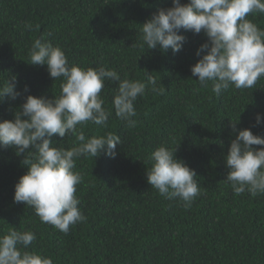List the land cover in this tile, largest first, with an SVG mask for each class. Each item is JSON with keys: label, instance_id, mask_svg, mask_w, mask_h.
<instances>
[{"label": "trees", "instance_id": "1", "mask_svg": "<svg viewBox=\"0 0 264 264\" xmlns=\"http://www.w3.org/2000/svg\"><path fill=\"white\" fill-rule=\"evenodd\" d=\"M171 6V0H0V83L14 76L22 93L0 103V120L14 119L23 96L60 94L61 80L50 78L46 65L28 63L33 42L41 38L61 47L70 65L103 66L141 82L151 75L161 89L137 98L136 124L130 127L112 106L117 82L105 81L100 95L112 113L107 125L88 122L78 131L86 139L112 133L122 144L114 159L101 154L76 160L74 170L83 180L75 195L86 219L67 234L14 202L15 184L27 167L23 155L0 148V235L13 228L34 232L37 239L27 250L51 257L53 264H264V194L235 195L224 181L225 156L236 135L231 121L239 119L238 130L264 136V77L253 88L230 87L220 95L212 92V82L201 86L190 69L207 42L203 32L181 29L178 34L187 39L176 53L141 47V25ZM247 19L264 29V13ZM51 139L65 149L80 143L75 136ZM161 145L177 148L176 158L196 173L200 195L189 208L147 183L149 157Z\"/></svg>", "mask_w": 264, "mask_h": 264}, {"label": "clouds", "instance_id": "2", "mask_svg": "<svg viewBox=\"0 0 264 264\" xmlns=\"http://www.w3.org/2000/svg\"><path fill=\"white\" fill-rule=\"evenodd\" d=\"M172 6L160 8L141 25V47L158 49L162 54L182 50L186 36L181 29L194 34L201 32L207 42L196 51L198 61L191 66L192 76L203 87L212 82V92L220 95L230 87L253 88L264 77V29L247 19L250 13H264V0H171ZM27 30L31 24H25ZM203 53V55H202ZM29 64L47 66L50 78L61 80L60 94L49 99L43 96H23V103L14 119L0 120V148H13L23 155L27 172L15 184L13 200L35 210L42 223L67 234L70 226L86 217L80 211L76 186L83 176L75 171L76 160L82 156L101 154L115 158L118 135L85 137L78 126L91 122L106 126L112 114L103 107L101 91L106 80L117 82L112 100L115 116L134 127V104L146 90L159 93L157 80L148 75L146 82L121 79L114 69H84L68 62L63 49L49 40L36 39L29 50ZM17 80L8 77L0 83V103L6 98L22 97ZM25 85L23 92H28ZM256 124L262 123L261 114ZM239 121V119H238ZM231 121L235 138L231 140L225 164L228 173L224 181L235 195L246 191L253 197L264 194V136L248 129H237ZM75 136L80 142L70 149L54 146L52 137ZM176 150L164 145L149 157L151 167L146 171L147 183L167 199H179L185 208L191 207L200 195L196 173L184 161L176 158ZM31 158H25V153ZM37 239L32 231L9 229L0 235V264H53L51 257L28 251Z\"/></svg>", "mask_w": 264, "mask_h": 264}]
</instances>
